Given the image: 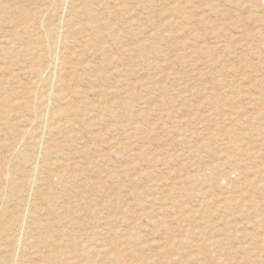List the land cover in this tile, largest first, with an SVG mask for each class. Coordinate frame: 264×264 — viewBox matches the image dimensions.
Returning a JSON list of instances; mask_svg holds the SVG:
<instances>
[{"label": "rangeland", "instance_id": "obj_1", "mask_svg": "<svg viewBox=\"0 0 264 264\" xmlns=\"http://www.w3.org/2000/svg\"><path fill=\"white\" fill-rule=\"evenodd\" d=\"M49 3L0 0V264H264V0L78 4L71 125L35 97Z\"/></svg>", "mask_w": 264, "mask_h": 264}, {"label": "bare ground", "instance_id": "obj_2", "mask_svg": "<svg viewBox=\"0 0 264 264\" xmlns=\"http://www.w3.org/2000/svg\"><path fill=\"white\" fill-rule=\"evenodd\" d=\"M56 1V0H55ZM60 2L59 4H58V6L62 3V7H63V4H65L66 3V5H69V7H70V15H69V17L67 18V19H63V20H56V22H54L53 23V25L52 26H50L49 24H46V25H49V29L48 30H46V28L44 29V30H46L45 32V35L46 36H48V43H47V41H46V43L48 44L47 46H45V47H47V52H48V54H46V59L48 60V64H47V67H45L43 70H39V69H34L33 71H32V73L36 76V77H40L42 74H45V75H49V74H51V73H53L54 71H56L55 73L57 74H55L56 76H57V78L58 79H56L57 81H54V82H56V83H54V82H52V83H54V84H52V83H50V84H46V90L45 91H42V93H40V94H35V97L36 96H38V97H41V99H39V100H41L42 102H41V104L43 105V106H45V107H49V109H50V118H51V120L52 121H54V122H56L57 120H65V119H69V116L72 114V113H74L73 111H71V109L69 110L68 108L65 110V109H62L60 106H62V105H60L59 106V104H64V103H62L64 100L66 101V99H67V95H68V93H67V95L63 92V90H65L66 89V91H67V89L70 87V83H67L66 81H64L65 79H63L64 77H63V71L65 70V66H66V62L68 61H66L65 62V59H64V56L65 55H58V54H56L55 53V50L58 48H56L55 49V47L56 46H58L59 44H61V48H59V49H61V50H63L64 48H65V41H63V39L60 41L59 39V35H58V37H57V31H58V29H60V27L61 26H63V28L62 29H68V30H70L71 29V25L72 24H75V23H73L75 20H76V18L75 19H73V17H77V15H79V13H78V9H77V6H78V4H80V5H86L87 4V2H88V0H57V2ZM49 2H50V0H49ZM56 3V2H55ZM55 3H53V0H51V5H50V3H49V5L48 6H46V8L43 10V13H49V12H51V11H56L55 10V8L53 7L54 5L53 4H55ZM116 3V2H115ZM119 3V2H118ZM107 4V3H106ZM109 4V3H108ZM65 5V6H66ZM99 5V4H98ZM144 5H145V3H144ZM58 6H57V8H58ZM108 6H110V5H108ZM90 7H92V5L90 6ZM177 7V6H176ZM179 7V6H178ZM99 8V7H98ZM83 9V8H82ZM85 10H86V8H84ZM88 9V8H87ZM169 9V8H168ZM172 9V8H171ZM171 9H169V10H171ZM41 10V9H40ZM69 10V9H68ZM84 10V11H85ZM125 10V9H124ZM167 10V9H166ZM81 11V10H80ZM57 12V11H56ZM83 12V11H82ZM92 12H93V10H92ZM136 12V11H135ZM166 12V11H165ZM165 12H164V14H165ZM168 12V11H167ZM174 12V11H173ZM177 12V11H176ZM55 13V12H54ZM131 13V12H130ZM122 14V13H121ZM174 14V13H173ZM178 14V13H177ZM40 15V14H39ZM45 15H47V14H45ZM176 15V14H175ZM48 16V15H47ZM46 16V17H47ZM68 16V15H67ZM82 16H84V15H82ZM78 17H80V16H78ZM77 17V18H78ZM56 19H57V17H55ZM91 18V17H90ZM147 18V17H146ZM81 19V18H80ZM85 19V18H84ZM97 19V18H96ZM148 19V18H147ZM74 20V21H73ZM88 20H90V19H88ZM170 20H172L171 18H169V21ZM77 21V20H76ZM150 22V21H149ZM148 22V23H149ZM173 22V21H172ZM92 23V22H91ZM147 23V22H146ZM85 24V23H84ZM100 23H96L95 24V26H91V27H88V28H92L93 29V31H94V29L96 30L97 29V31H98V29H100V27H101V25H99ZM103 24V23H102ZM167 23H165V25H166ZM43 25V24H42ZM76 25V24H75ZM87 25V24H86ZM142 25V24H141ZM148 25V24H147ZM167 25H170V22H169V24H167ZM74 26V25H73ZM83 26V25H82ZM81 26V27H82ZM88 26V25H87ZM90 26V25H89ZM107 27V26H106ZM105 27V28H106ZM80 28V27H79ZM89 30V29H88ZM91 30V29H90ZM64 31V30H63ZM92 31V32H93ZM114 31V30H113ZM44 32V31H43ZM66 32V31H65ZM62 33V32H61ZM27 34V33H26ZM63 34V33H62ZM93 34V33H92ZM61 35V34H60ZM19 37V36H18ZM97 37V36H96ZM100 37V36H99ZM208 37V36H207ZM219 37V36H218ZM63 38V37H62ZM17 39V38H16ZM41 39V38H40ZM45 40V39H44ZM65 40V39H64ZM113 41V40H112ZM42 42V41H41ZM46 45V44H45ZM225 46V45H224ZM142 47V46H141ZM43 48V47H42ZM39 45H36L33 49H34V53L36 54V56L38 57H40V59L42 58V59H44L45 58V56L43 55L42 56V52L44 51V49H42ZM143 48V47H142ZM138 49V48H137ZM140 49V48H139ZM68 51V50H67ZM65 52V51H64ZM63 54V53H62ZM38 57V58H39ZM37 58V60H39ZM66 58V57H65ZM71 58V57H70ZM67 59V58H66ZM41 61V63H43L42 61L43 60H40ZM69 66V65H68ZM84 66V65H83ZM83 68V67H82ZM73 69V68H72ZM71 69V70H72ZM76 70V69H75ZM83 70H85V69H83ZM87 70V69H86ZM75 73V72H74ZM73 73V74H74ZM72 74V75H73ZM81 74V73H80ZM79 74V75H80ZM64 75H66L65 73H64ZM81 76V75H80ZM75 77H76V75H75ZM70 80V79H69ZM76 80V79H75ZM41 82V84L40 85H42V84H45V83H47V82H45V81H43L41 78H39L38 79V81H37V83H40ZM70 82V81H69ZM70 84V85H69ZM39 86V85H38ZM32 96H34V93H30V94H28V98H31ZM37 97V98H38ZM41 104H40V106H41ZM37 115H36V117L37 118H39V116H40V113L38 112V113H36ZM46 116V115H45ZM41 118V117H40ZM36 120V119H35ZM46 121V120H45ZM66 121V120H65ZM68 121V125H71L70 123H71V121H70V119L69 120H67ZM66 121V122H67ZM41 123V122H40ZM65 123V122H64ZM49 124H47V126H48ZM68 125H64V126H68ZM50 126V125H49ZM64 128H66L67 129V127H64ZM47 129V128H46ZM51 129V128H50ZM49 129V130H50ZM48 130V129H47ZM50 134H52V130H50V131H48V133H46L45 135H44V137H45V139L44 140H46L47 138H49V136H50ZM27 135V134H26ZM40 136V135H39ZM42 136V138H44L43 137V135H41ZM41 138V139H42ZM22 140V139H21ZM48 140V139H47ZM43 141V140H42ZM46 142V141H45ZM43 143V142H42ZM44 144V146H43V148H42V153H43V157H42V159H44L45 160V158L46 157H49L51 154H53V149H52V145H50V144H48V145H45V143H43ZM39 144H36V146H38ZM40 146V145H39ZM39 148V147H38ZM37 148V149H38ZM8 151V150H7ZM38 153V152H37ZM33 156H35V155H33ZM36 158H37V156H35ZM35 157H33V158H35ZM39 157V156H38ZM27 159V158H26ZM25 159V160H26ZM40 159V158H39ZM28 160V159H27ZM35 160H37V159H35ZM40 161V160H39ZM39 161H37L38 163H39ZM46 161V160H45ZM36 162V161H35ZM26 163H27V167H28V169H29V172L27 173V175H26V178H25V184L26 185H31V182H32V184H33V178H32V171L31 170H37V171H39V170H41L40 168L41 167H37V166H39V165H35L34 164V162L32 163V164H30V161H26ZM43 163H45V162H43ZM37 164V163H36ZM9 166V165H8ZM36 172V171H35ZM41 172V171H40ZM34 176V175H33ZM33 190V189H32ZM11 194V193H10ZM6 195V194H5ZM2 196H4V194L2 195ZM33 202V201H32ZM58 202V201H57ZM3 205V204H2ZM28 205H29V207H31V205H30V202L28 203ZM36 205V204H35ZM34 205V206H35ZM61 205V204H60ZM220 230V229H219ZM216 231H218L217 229H216ZM75 233V232H74ZM53 234V233H52ZM52 236V235H51ZM17 238V237H16ZM20 240V239H19ZM15 242H17V241H15ZM50 247V246H49ZM56 249V248H55ZM17 262V261H16ZM6 264H13V263H10V262H7Z\"/></svg>", "mask_w": 264, "mask_h": 264}]
</instances>
